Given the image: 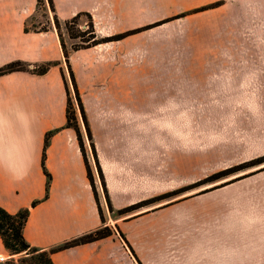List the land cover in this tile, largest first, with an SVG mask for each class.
<instances>
[{
  "label": "crops",
  "instance_id": "0c3cea01",
  "mask_svg": "<svg viewBox=\"0 0 264 264\" xmlns=\"http://www.w3.org/2000/svg\"><path fill=\"white\" fill-rule=\"evenodd\" d=\"M52 1L62 25L90 15L96 34L122 35L121 0ZM37 12L38 0H0V71L26 66L0 74V207L29 212L25 241L54 264H264V170L210 190L207 200L146 208L154 199L138 189L136 162L121 152L135 127L121 111L131 107L111 82L121 79L125 37L68 50L66 59L56 28L28 26ZM106 228L104 238L60 249ZM23 256L0 236V264Z\"/></svg>",
  "mask_w": 264,
  "mask_h": 264
},
{
  "label": "rangeland",
  "instance_id": "374dc122",
  "mask_svg": "<svg viewBox=\"0 0 264 264\" xmlns=\"http://www.w3.org/2000/svg\"><path fill=\"white\" fill-rule=\"evenodd\" d=\"M223 3L121 0V79L111 82L131 107L121 115L135 126L121 152L131 167L135 160L138 189L150 199L184 191L146 208L207 200L210 190L264 170L262 163L207 182L264 157V0ZM52 13L40 0L28 26L57 29ZM92 26L97 40L108 39L96 34L90 15L70 30L60 24L66 50L87 48ZM72 98L76 104L74 91Z\"/></svg>",
  "mask_w": 264,
  "mask_h": 264
},
{
  "label": "trees",
  "instance_id": "16d2710c",
  "mask_svg": "<svg viewBox=\"0 0 264 264\" xmlns=\"http://www.w3.org/2000/svg\"><path fill=\"white\" fill-rule=\"evenodd\" d=\"M39 2H40V0H38V4H39ZM48 3L50 5L52 12L54 13L55 8H54L53 1L48 0ZM80 18H81V15H77L76 17H74L73 19L68 21L65 24L66 29L70 30L71 24H76L80 20ZM54 22H55V25L58 29V34L60 36L59 30L61 27H60V22L56 16H54ZM43 29L46 30L47 28H43ZM91 29H92L91 31L84 34V35H89V38H87L84 41V44H86L85 45L86 47H91V46L97 45L101 42L108 41V40H110V41L111 40H120V39L125 37L124 35H118V36L108 38V39H103L102 41H100V40L96 39L93 26ZM78 37L79 36L76 34H73V33L70 34L71 39H76ZM60 39H61V36H60ZM61 44H62V47L64 49L65 57H66V59H68V51L66 50V47H65L62 39H61ZM25 70H26V66L24 64L15 63V64H11L8 67H6L5 69L1 70L0 74L6 73V72L25 71ZM44 70H45V68L41 71H44ZM72 80H73V85L75 88L76 99L80 105L82 113H84L83 107L81 105L79 93H78L77 88L75 86V81L73 79V75H72ZM71 119H72V116L70 114L69 120H71ZM89 135H90V133H89ZM262 163H264V157L257 159L251 163L242 165L241 167L220 173L219 175L212 177V179H210L207 182L218 180L222 177L228 176V175L235 173L239 170H243V169L249 168L251 166L259 165ZM181 192H184V191H179L176 193L164 195L162 197L154 199L152 202H156L158 200H163L166 198L173 197V196H175ZM124 212H127V211H121V213H124ZM28 214H29V212L26 210V211L20 212L16 215H11L0 207V236L2 237L4 245L13 255H19V254L24 255L22 258H20L18 260V263L10 262L8 264H54L52 259H51L49 252L41 251L38 248L31 247L25 241L24 236H23V229H24V226L26 224ZM109 234H110V231L107 228L102 229V230L97 231L96 233L88 234L84 237H81L80 239L75 240V241L65 245L64 247H62L60 249L68 248V247L75 246L78 244H83L86 242H91V241H94V240H97L100 238H104V237L108 236Z\"/></svg>",
  "mask_w": 264,
  "mask_h": 264
},
{
  "label": "built area",
  "instance_id": "2783aa9c",
  "mask_svg": "<svg viewBox=\"0 0 264 264\" xmlns=\"http://www.w3.org/2000/svg\"><path fill=\"white\" fill-rule=\"evenodd\" d=\"M0 261H1V262H4V261H5V259H4V258H0Z\"/></svg>",
  "mask_w": 264,
  "mask_h": 264
}]
</instances>
